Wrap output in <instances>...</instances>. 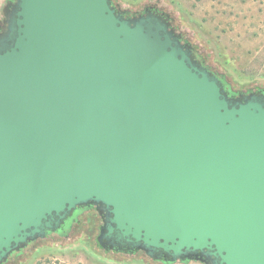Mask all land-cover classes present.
<instances>
[{
	"label": "water",
	"instance_id": "water-1",
	"mask_svg": "<svg viewBox=\"0 0 264 264\" xmlns=\"http://www.w3.org/2000/svg\"><path fill=\"white\" fill-rule=\"evenodd\" d=\"M4 16L0 264L88 204L116 250L264 264V95L228 96L163 17L110 0Z\"/></svg>",
	"mask_w": 264,
	"mask_h": 264
},
{
	"label": "rangeland",
	"instance_id": "rangeland-1",
	"mask_svg": "<svg viewBox=\"0 0 264 264\" xmlns=\"http://www.w3.org/2000/svg\"><path fill=\"white\" fill-rule=\"evenodd\" d=\"M113 2L121 14L145 7L166 14L174 29L194 47L196 56L204 59L237 98L264 90V0ZM77 214L71 228L28 242L3 264H207L199 260L165 263L141 251L116 250L98 240L104 221L100 207L85 206Z\"/></svg>",
	"mask_w": 264,
	"mask_h": 264
},
{
	"label": "flooded vegetation",
	"instance_id": "flooded-vegetation-1",
	"mask_svg": "<svg viewBox=\"0 0 264 264\" xmlns=\"http://www.w3.org/2000/svg\"><path fill=\"white\" fill-rule=\"evenodd\" d=\"M111 2V5L112 7L119 13L118 9H117V6L115 5V3L113 2V0H110ZM151 14H154V15H158V16H161L163 17L168 23H169V29L172 30L174 32L175 35L178 36V38L180 39L181 43L186 45L188 47V49L191 51L192 55L195 57H198L199 61L195 60L201 65L203 66L204 68H206L210 73H212L214 76H216L219 81H220V84L222 85V88L223 90L226 92L225 88H224V85L227 84L226 82H224V80L221 79V77L216 74L214 71H212L205 63H204V59L199 57V56H196L197 54H195V50H194V47H192L186 40H184L182 34L178 33L174 27L172 26L170 20L168 19V16L166 14H163V13H160L159 10H157L156 8L154 7H145L143 8L142 10L140 11H137V12H133V13H126V12H123L122 15H124L125 17H128L130 19H136V18H140V17H145V16H148V15H151ZM5 27V24L3 21H0V32L4 29ZM228 86V84H227ZM228 93H226L228 96L230 97H234V98H237L236 94L231 90L230 86L228 87ZM252 94H257V95H264V90H259V91H255V92H250L249 95H252ZM247 96H249L248 94H246ZM85 206H93L92 204H88V205H83V206H78L76 207L70 215H68L64 220H62V222L54 229V231H48L46 233V236H48L49 234H53V233H59L61 230H67L69 228L72 227L73 223L76 222V217L78 216L77 213L80 212L81 208L85 207ZM67 224H69V226H67ZM67 226V227H66ZM69 227V228H68ZM127 250L128 248H123V250ZM128 252H135L136 250H133V249H129L127 250ZM138 251H141V252H144L142 250H138ZM14 253V252H13ZM11 253V254H13ZM145 253V252H144ZM10 254V255H11ZM189 260H195L193 258L191 259H185L184 261H189ZM158 261H161V262H165V263H171V261L167 258L165 260V257H161L160 260ZM175 261H180V260H175ZM175 261H172V262H175ZM3 264V263H2Z\"/></svg>",
	"mask_w": 264,
	"mask_h": 264
},
{
	"label": "crops",
	"instance_id": "crops-1",
	"mask_svg": "<svg viewBox=\"0 0 264 264\" xmlns=\"http://www.w3.org/2000/svg\"><path fill=\"white\" fill-rule=\"evenodd\" d=\"M14 2V0H0V21L4 22L5 16L4 13L7 12L10 5Z\"/></svg>",
	"mask_w": 264,
	"mask_h": 264
},
{
	"label": "trees",
	"instance_id": "trees-1",
	"mask_svg": "<svg viewBox=\"0 0 264 264\" xmlns=\"http://www.w3.org/2000/svg\"><path fill=\"white\" fill-rule=\"evenodd\" d=\"M228 87H229V86H227V84L224 85V88H225V90H226V93H228V90H229ZM46 264H61V263H58V262H48V263H46Z\"/></svg>",
	"mask_w": 264,
	"mask_h": 264
}]
</instances>
